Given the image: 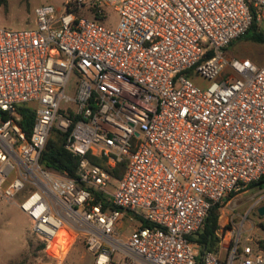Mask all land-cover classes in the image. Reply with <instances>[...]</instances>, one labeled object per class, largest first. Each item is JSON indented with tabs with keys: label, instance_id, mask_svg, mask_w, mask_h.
Wrapping results in <instances>:
<instances>
[{
	"label": "built area",
	"instance_id": "1",
	"mask_svg": "<svg viewBox=\"0 0 264 264\" xmlns=\"http://www.w3.org/2000/svg\"><path fill=\"white\" fill-rule=\"evenodd\" d=\"M64 5L36 7L35 28L0 26V200L29 217L44 247L62 225L79 232L92 264H264V249L240 245L239 234L229 244L217 232L218 251L201 256L188 239L213 204L264 176V64L221 52L264 20V0ZM104 8L118 13L115 27ZM190 69L206 88L182 75ZM23 104L35 110L29 134ZM54 130L79 157L77 178L39 162ZM87 154L107 168L126 161L113 193ZM124 216L140 221L125 239Z\"/></svg>",
	"mask_w": 264,
	"mask_h": 264
},
{
	"label": "rangeland",
	"instance_id": "2",
	"mask_svg": "<svg viewBox=\"0 0 264 264\" xmlns=\"http://www.w3.org/2000/svg\"><path fill=\"white\" fill-rule=\"evenodd\" d=\"M64 2L65 0H7V9L4 4L0 5V26L12 30L35 28L36 7L49 5L60 13L64 9ZM79 14L90 17L85 10H81ZM118 18L117 12L104 8L105 26L115 27ZM258 26L264 30V20L258 23ZM221 52L228 58H248L257 66L264 64V42L253 41L249 37L232 40ZM182 75L202 89L209 84V81L200 77L194 69L187 70ZM77 81L78 76L72 73L64 89L66 96H74ZM69 105L75 106L72 102ZM116 185L117 179L111 177L105 189L113 193ZM263 190L264 186L250 187L233 194L227 200L224 199L220 208L221 222L227 220L228 227L219 229L218 233L221 237L225 236V243L229 240L230 244L238 234L240 245L247 243L259 247V241L264 243V215L257 211L258 207L264 204V199L259 201ZM139 223L138 218L130 220L129 216H124L121 224H118L121 238H127ZM246 237L249 238L248 241L245 240ZM84 240L79 232L73 234L62 225L51 242L44 247L32 231L29 217L16 204L0 200V264H7L10 259H14L13 264H92L93 258L86 250ZM114 262H119L117 255L114 256ZM234 264H237V260Z\"/></svg>",
	"mask_w": 264,
	"mask_h": 264
},
{
	"label": "trees",
	"instance_id": "3",
	"mask_svg": "<svg viewBox=\"0 0 264 264\" xmlns=\"http://www.w3.org/2000/svg\"><path fill=\"white\" fill-rule=\"evenodd\" d=\"M1 4H4L5 9H7V0H0V5ZM97 19L100 18L97 17ZM242 37H249L253 41L264 42V30L259 28L258 24L254 20L245 35H243ZM17 112L20 116L19 124L22 130L29 134L35 115L34 108L27 104H23L17 107ZM86 157L91 162L102 166L109 172L112 177L116 179H119L123 175L126 165V161L124 159L119 161L114 167L107 168L103 158L92 156L90 154H87ZM39 162L43 167L51 171L63 174L71 178H77L79 157L77 155H74L64 147V137L58 134L55 130L51 132L50 136L48 137L45 147L41 152ZM256 186L259 188H262L264 186V176L259 180L252 182L249 185V188ZM94 195V203L100 202L102 198L101 194H99L98 192H94ZM232 195L233 194H229L225 199H229ZM222 203L213 204L208 211L203 226L194 234L188 236V239L190 241L195 242L199 245L200 256L205 251L217 252V250L219 249L220 238L217 235V232L219 229L228 227L226 226L227 220L223 223L221 222L222 215L220 208L222 206ZM102 205L103 207L107 206L106 203H103ZM42 245L44 246V244ZM259 248L264 249V243L262 241H259ZM13 262L14 261L12 260L8 264H13Z\"/></svg>",
	"mask_w": 264,
	"mask_h": 264
},
{
	"label": "water",
	"instance_id": "4",
	"mask_svg": "<svg viewBox=\"0 0 264 264\" xmlns=\"http://www.w3.org/2000/svg\"><path fill=\"white\" fill-rule=\"evenodd\" d=\"M0 114H1V112H0ZM257 211H258V213H259L260 215H264V204L260 205V206L258 207Z\"/></svg>",
	"mask_w": 264,
	"mask_h": 264
},
{
	"label": "crops",
	"instance_id": "5",
	"mask_svg": "<svg viewBox=\"0 0 264 264\" xmlns=\"http://www.w3.org/2000/svg\"><path fill=\"white\" fill-rule=\"evenodd\" d=\"M120 224H121V223H120ZM72 233H73V232H72ZM73 234H74V233H73ZM217 251H218V250H217ZM12 260H14V259H10V260L8 261V263H9L10 261H12ZM8 263H7V264H8Z\"/></svg>",
	"mask_w": 264,
	"mask_h": 264
}]
</instances>
